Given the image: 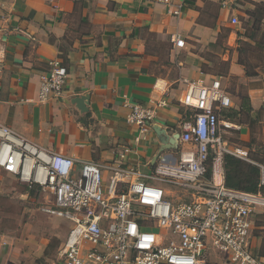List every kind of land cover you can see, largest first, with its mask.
Returning <instances> with one entry per match:
<instances>
[{"label": "crops", "instance_id": "0c3cea01", "mask_svg": "<svg viewBox=\"0 0 264 264\" xmlns=\"http://www.w3.org/2000/svg\"><path fill=\"white\" fill-rule=\"evenodd\" d=\"M162 1L0 0V124L73 158L76 170L81 161H94L148 174L160 151L154 130L179 133L188 120L183 80L218 79L231 111L251 108L248 123H235L239 128L228 133L236 134L231 146L264 163V0H234L227 9L220 0ZM176 8L178 15L172 13ZM249 12H259L255 27ZM176 38L183 40L182 48L174 45ZM54 59L67 74L63 94L39 103V76ZM78 97L84 98L82 109L74 103ZM161 100L166 106L136 143L137 129L126 122L124 103L151 106ZM174 150L166 151L171 160L178 157ZM5 175V183L17 181ZM135 179L125 178L120 186ZM27 190V196L42 193ZM43 208L48 206L41 212L59 221L60 231L29 240L18 232L0 234V264H64L71 222ZM257 255L264 259V247Z\"/></svg>", "mask_w": 264, "mask_h": 264}, {"label": "built area", "instance_id": "2783aa9c", "mask_svg": "<svg viewBox=\"0 0 264 264\" xmlns=\"http://www.w3.org/2000/svg\"><path fill=\"white\" fill-rule=\"evenodd\" d=\"M233 3L220 0L223 9ZM237 23L232 17L231 24ZM183 44L174 40L176 47ZM66 79L61 63L49 61L47 72L39 76L38 102L60 98ZM183 84L181 104L189 115L180 125L178 157L171 160L166 151L158 152L148 174L94 161H81L76 170L73 158L41 148L0 124V170L29 190L50 194L44 211L71 222L61 252L64 264H210L212 253L224 254L231 263L264 264L250 241L252 216L264 210V163L225 140L239 127L220 116L231 104L220 80ZM165 106L166 100L151 106L124 103L126 122L137 129L136 143ZM128 152L120 153L119 160ZM226 155L258 169L256 192L226 186ZM133 176L134 181L120 186Z\"/></svg>", "mask_w": 264, "mask_h": 264}, {"label": "rangeland", "instance_id": "374dc122", "mask_svg": "<svg viewBox=\"0 0 264 264\" xmlns=\"http://www.w3.org/2000/svg\"><path fill=\"white\" fill-rule=\"evenodd\" d=\"M232 122L240 124L248 123V116L240 114ZM236 134L232 132L225 136V140L231 146L236 142ZM227 138V139H226ZM177 152V150H172ZM252 161L263 163L249 157ZM244 162V161H243ZM247 163V162H245ZM249 164V163H248ZM5 173L0 170V234L17 235L20 233L26 235L25 240L34 237H49L53 231H60L59 221L48 218L41 212L42 206H49L52 201L50 194L38 193L36 196H27L28 191L25 186L14 180V183H5ZM8 186L5 187V186ZM259 213L253 215L254 228L251 231V239L254 240V252L264 247V210H258ZM70 224V223H69ZM25 238V236H24ZM250 239V241H251ZM259 240L260 245L256 244ZM210 264H237L226 261V256L220 253H212Z\"/></svg>", "mask_w": 264, "mask_h": 264}, {"label": "trees", "instance_id": "16d2710c", "mask_svg": "<svg viewBox=\"0 0 264 264\" xmlns=\"http://www.w3.org/2000/svg\"><path fill=\"white\" fill-rule=\"evenodd\" d=\"M262 8V7H261ZM248 16L253 19V27L256 26L258 19L260 18L259 12L254 15V12H249ZM240 63L246 67L243 60ZM247 75L250 72L247 71ZM251 108L246 106L244 108L245 116H248ZM240 114L236 111H231V109L223 110L220 116L224 119L230 121L234 120ZM224 161V172H225V184L229 188L238 189L245 192H256L258 186V169L248 163H245L237 158L226 155L223 159Z\"/></svg>", "mask_w": 264, "mask_h": 264}, {"label": "water", "instance_id": "95a60500", "mask_svg": "<svg viewBox=\"0 0 264 264\" xmlns=\"http://www.w3.org/2000/svg\"><path fill=\"white\" fill-rule=\"evenodd\" d=\"M83 101V97H78L74 99V103H76L81 109L83 106ZM154 131L156 133L157 140L160 145L159 152L173 150L177 147V139L179 137L178 133L167 134L166 131L161 129L160 127L156 128Z\"/></svg>", "mask_w": 264, "mask_h": 264}]
</instances>
